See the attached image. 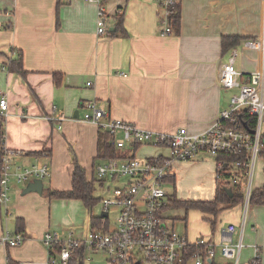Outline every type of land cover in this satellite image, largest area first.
Wrapping results in <instances>:
<instances>
[{"label": "crops", "instance_id": "0c3cea01", "mask_svg": "<svg viewBox=\"0 0 264 264\" xmlns=\"http://www.w3.org/2000/svg\"><path fill=\"white\" fill-rule=\"evenodd\" d=\"M178 4L179 31L166 34L163 10L154 0H103L108 34L98 36L95 4L0 0V97L4 95L8 104L7 117L0 120L4 144L23 153L14 157V163L50 167L41 195H22V189L11 184L10 201L0 207V235L16 234L20 220L25 240L19 247L0 243V264H8L9 259L17 264L47 263L41 238L46 232H62L57 213L71 200L49 199L44 192L70 189L69 148L87 180H95V166L105 159L96 158L98 128L82 121L87 103L94 102L106 119L143 130L171 133L184 128L199 133L228 106L233 90L220 86L219 75L233 51L234 67L241 76L264 71V0H178ZM119 18L121 31L116 30ZM225 36L245 39L223 52ZM246 41L262 42V48H247ZM15 52L21 54L22 75L8 70ZM54 74L61 77L59 86ZM52 106L64 117L60 129L45 119ZM155 151L141 158L159 153ZM205 158L173 163L167 182L172 193H215L216 169ZM220 212L213 226L208 220L212 217L205 215L211 233L202 237L216 239L228 224L218 221ZM88 225L76 238L97 229L90 221Z\"/></svg>", "mask_w": 264, "mask_h": 264}, {"label": "built area", "instance_id": "2783aa9c", "mask_svg": "<svg viewBox=\"0 0 264 264\" xmlns=\"http://www.w3.org/2000/svg\"><path fill=\"white\" fill-rule=\"evenodd\" d=\"M83 1L97 7L96 34L106 36L103 0ZM154 1L163 10V32L168 34L171 32L168 24L170 8L178 4V0ZM262 44L246 41L245 47L261 49ZM235 56L236 51H233L219 75L220 86L235 92L230 95L227 108L219 113L216 121L199 133H190L184 128L171 133L143 130L122 120L106 119L105 113L94 102L86 104L87 112L83 114L82 121L108 133L111 145L118 152L94 169V179L99 187L108 182L115 184L111 189L112 197L101 199V212L106 216L99 217L101 225L110 210L115 209V227L112 230L91 229L84 238H74L73 233L67 237L44 233L41 241L47 249L46 264H69L72 256L81 250L82 254L94 250L103 252L108 264H217L218 257L241 264V253L246 247L245 210L238 231L236 225L228 223L219 230L216 239L213 236L190 239L186 233L176 232L174 220L167 216L169 194L163 188L171 178L173 163L207 156L214 159L215 180L221 182L225 189L238 185L239 177L243 176V202L247 209L254 167L264 145V71L241 76L234 67ZM122 76L126 77L125 74ZM7 108L6 97L1 95V122L7 117ZM57 113L56 107L52 106L45 119L56 122L60 129L64 117ZM246 113L255 119L252 129L244 118ZM4 142L0 124V207L3 208L10 201L8 192L12 183L25 188L35 180L43 183L50 176V167L46 163L29 166L14 163V157L23 153L7 149ZM141 146L158 149L159 153L137 158L135 153ZM223 154L238 155L239 159L230 163L216 159ZM229 171L235 172L236 176L223 179V173ZM24 240L21 234L11 235L8 231L0 235V243L9 247H19ZM250 248L253 249V257L244 264H260L261 248L257 245Z\"/></svg>", "mask_w": 264, "mask_h": 264}, {"label": "rangeland", "instance_id": "374dc122", "mask_svg": "<svg viewBox=\"0 0 264 264\" xmlns=\"http://www.w3.org/2000/svg\"><path fill=\"white\" fill-rule=\"evenodd\" d=\"M235 91H232L233 94ZM153 149V148H152ZM158 149L151 150L150 148H139L135 155L137 158L141 159V155H152L156 153ZM206 162L210 163L215 167V161L211 157L205 158ZM215 169V168H214ZM264 162L258 158L253 171L252 178V188H259L264 184ZM47 181H44V189L47 188ZM114 183H105V185L100 188H95L93 193V197L97 198V203L89 210H87L82 202L71 200L69 201V205L60 207L57 217L62 223V232H58L57 234L60 237H67L69 233H73V237L76 238L77 232L80 229H84V232L88 228L89 221L91 222L92 217H98L102 211L101 199H107L112 197L111 189L114 187ZM17 189H24L22 185H15ZM12 187V186H11ZM109 187V189H106ZM165 191H169L168 193L171 197L173 196L179 200H202L208 201L212 200L214 197V193H184L181 191H177L176 193H172V186L170 183H165L163 185ZM11 191V190H10ZM10 196V193H9ZM65 203V202H64ZM243 207V209H242ZM3 209V207H2ZM169 218L174 219V229L178 233H186L190 239H195L200 236H207L211 233V229L206 226L207 217L202 214L200 211L188 210L184 209H169ZM242 211V213H241ZM244 211V202L243 204H239L232 208L224 209L220 212L221 216L218 218V221L222 224H226L231 222L236 225L237 231L238 227L241 224V217ZM117 217V211L115 209L110 210V214L108 218L104 219L103 223L100 225V229L102 230H112L115 227V220ZM246 226L244 230V244L247 248H244L241 253V264L249 261L253 257V249L250 248L252 245H257L261 248L260 259L261 264H264V206H255L249 204L247 206V215H246ZM186 225V229L183 226ZM257 235H256V232ZM77 230V231H76ZM53 233V232H52ZM197 234L196 237H192L194 234ZM86 234V233H85ZM88 234V232H87ZM84 235V237L87 236ZM64 235V236H63ZM236 236V234H235ZM78 237V236H77ZM250 249H249V248ZM217 264H233L231 261L225 260L223 258L218 257L216 260ZM76 264H108L106 261V256L103 252L94 250V251H84L82 257H78V261Z\"/></svg>", "mask_w": 264, "mask_h": 264}, {"label": "trees", "instance_id": "16d2710c", "mask_svg": "<svg viewBox=\"0 0 264 264\" xmlns=\"http://www.w3.org/2000/svg\"><path fill=\"white\" fill-rule=\"evenodd\" d=\"M59 4V3H58ZM168 24L171 30L176 32L179 31L180 25V7L179 4H176L170 8V14L168 17ZM122 24L121 19L119 18L117 23V31H121ZM244 37L239 36H225L221 39L222 51L227 52L235 45L239 43V41L244 40ZM15 58L8 63V70L10 72L22 75V58L21 54L15 52ZM54 83L56 86L60 85L61 77L59 74L53 75ZM244 118L248 122L249 129H252L255 125L254 117H251L247 113L244 115ZM264 142V138L262 139ZM264 144V143H263ZM71 154V162L73 165V170L70 176L71 187L66 191H57V190H46L44 194L49 199H60V200H79L83 203L84 207L90 211V209L97 203V198L93 197V193L95 191V180H87L85 170L80 166L77 162L71 148H69ZM117 150L111 145L110 136L108 133L99 131L98 140H97V159H108L115 157L117 155ZM258 158H260L264 162V145L261 147ZM216 159H223L225 163H230L235 160H238V155L231 154H223L218 155ZM223 179L234 178L236 176L235 172H227L223 173ZM244 174V173H243ZM242 174V175H243ZM264 174V169H263ZM240 176V175H239ZM240 181L238 185L229 186L231 187V193L228 194L224 186H222L221 182L216 181V190L214 193V198L211 201H188V200H178L173 196H169L168 203L166 208L168 209H184L188 210H197L202 214L212 217L208 218L211 221V225H214V220L217 217L218 213L224 209L232 208L239 204H243L244 201V178L243 176L239 177ZM171 179H167V182ZM252 204L255 206H264V184L259 188H251L248 205ZM101 220L98 217L91 218V224L95 228L100 227ZM17 228L16 234L23 233V227L21 225V221L17 220ZM78 257H82V250L77 251L75 255L70 259L69 264H76L78 261ZM8 264H17L13 263L11 259L8 260Z\"/></svg>", "mask_w": 264, "mask_h": 264}, {"label": "water", "instance_id": "95a60500", "mask_svg": "<svg viewBox=\"0 0 264 264\" xmlns=\"http://www.w3.org/2000/svg\"><path fill=\"white\" fill-rule=\"evenodd\" d=\"M43 192V184L40 180H35L34 182L29 183L23 190L22 195H26L28 193H37L38 195H41ZM226 192L228 194L231 193V189H226ZM106 214L100 213L99 217H104Z\"/></svg>", "mask_w": 264, "mask_h": 264}]
</instances>
